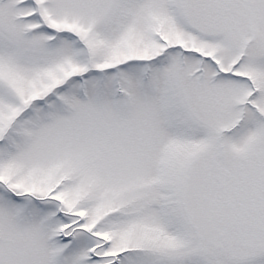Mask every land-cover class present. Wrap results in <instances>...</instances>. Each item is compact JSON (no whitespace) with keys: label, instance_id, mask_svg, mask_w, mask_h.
<instances>
[{"label":"snow or ice","instance_id":"snow-or-ice-1","mask_svg":"<svg viewBox=\"0 0 264 264\" xmlns=\"http://www.w3.org/2000/svg\"><path fill=\"white\" fill-rule=\"evenodd\" d=\"M0 264H264V0H0Z\"/></svg>","mask_w":264,"mask_h":264}]
</instances>
